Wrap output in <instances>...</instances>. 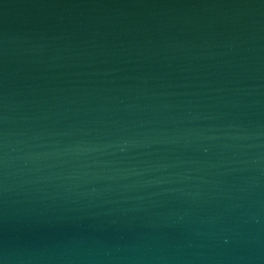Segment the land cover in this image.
<instances>
[{"label": "water", "instance_id": "1", "mask_svg": "<svg viewBox=\"0 0 264 264\" xmlns=\"http://www.w3.org/2000/svg\"><path fill=\"white\" fill-rule=\"evenodd\" d=\"M0 264H264V0H0Z\"/></svg>", "mask_w": 264, "mask_h": 264}]
</instances>
